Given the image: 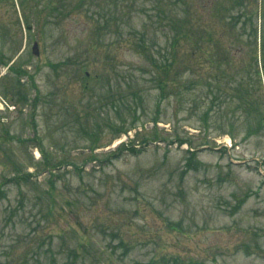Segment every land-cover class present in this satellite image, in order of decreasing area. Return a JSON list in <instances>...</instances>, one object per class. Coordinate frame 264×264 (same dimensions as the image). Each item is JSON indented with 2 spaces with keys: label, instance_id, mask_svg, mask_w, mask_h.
I'll return each mask as SVG.
<instances>
[{
  "label": "rangeland",
  "instance_id": "1",
  "mask_svg": "<svg viewBox=\"0 0 264 264\" xmlns=\"http://www.w3.org/2000/svg\"><path fill=\"white\" fill-rule=\"evenodd\" d=\"M81 1L0 0V261L264 264V134L198 127L138 70L126 39L149 18ZM131 77L143 99L122 102Z\"/></svg>",
  "mask_w": 264,
  "mask_h": 264
},
{
  "label": "trees",
  "instance_id": "2",
  "mask_svg": "<svg viewBox=\"0 0 264 264\" xmlns=\"http://www.w3.org/2000/svg\"><path fill=\"white\" fill-rule=\"evenodd\" d=\"M93 1L82 0L78 5L89 9L87 3ZM113 3L119 11L128 8L130 17L137 8L149 18L135 21L126 39L143 58L138 70L149 74L148 82L159 87L163 95L186 100L191 116L201 122L198 127L214 128L233 140L241 133L246 137L264 134L263 1L261 6L259 0H236L233 6L222 3L221 19H202V9H208L205 0H198L197 5L192 0H113ZM225 13L233 18L227 19ZM160 34L165 36L164 44ZM119 42L117 38L113 43ZM128 85L134 91L126 95L120 90L122 102L132 95L142 100L145 83L131 77ZM134 124L118 132L127 133ZM5 196L6 189L0 184V199ZM11 215L5 223L12 221ZM64 250L60 252L66 253L68 261L63 264H78L77 248ZM33 260L24 254L0 264H35L36 260L44 264L41 257ZM50 264H59L58 259Z\"/></svg>",
  "mask_w": 264,
  "mask_h": 264
},
{
  "label": "water",
  "instance_id": "3",
  "mask_svg": "<svg viewBox=\"0 0 264 264\" xmlns=\"http://www.w3.org/2000/svg\"><path fill=\"white\" fill-rule=\"evenodd\" d=\"M34 54L38 55L39 52H38V43H35L34 45Z\"/></svg>",
  "mask_w": 264,
  "mask_h": 264
}]
</instances>
